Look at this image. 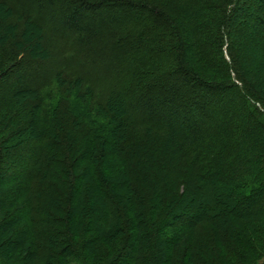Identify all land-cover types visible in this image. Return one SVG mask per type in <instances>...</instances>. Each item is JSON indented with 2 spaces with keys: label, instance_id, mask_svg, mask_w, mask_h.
Masks as SVG:
<instances>
[{
  "label": "trees",
  "instance_id": "16d2710c",
  "mask_svg": "<svg viewBox=\"0 0 264 264\" xmlns=\"http://www.w3.org/2000/svg\"><path fill=\"white\" fill-rule=\"evenodd\" d=\"M162 1L0 0V264H264V0Z\"/></svg>",
  "mask_w": 264,
  "mask_h": 264
},
{
  "label": "rangeland",
  "instance_id": "374dc122",
  "mask_svg": "<svg viewBox=\"0 0 264 264\" xmlns=\"http://www.w3.org/2000/svg\"><path fill=\"white\" fill-rule=\"evenodd\" d=\"M161 2H163V1L161 0ZM164 2H166L167 4L169 3V1H168V0H167V1H165V0H164Z\"/></svg>",
  "mask_w": 264,
  "mask_h": 264
}]
</instances>
